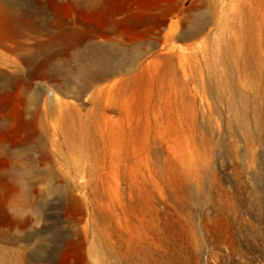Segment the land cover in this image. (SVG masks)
<instances>
[{"label":"rangeland","instance_id":"obj_1","mask_svg":"<svg viewBox=\"0 0 264 264\" xmlns=\"http://www.w3.org/2000/svg\"><path fill=\"white\" fill-rule=\"evenodd\" d=\"M141 258L264 264V0H0V264Z\"/></svg>","mask_w":264,"mask_h":264},{"label":"bare ground","instance_id":"obj_2","mask_svg":"<svg viewBox=\"0 0 264 264\" xmlns=\"http://www.w3.org/2000/svg\"><path fill=\"white\" fill-rule=\"evenodd\" d=\"M168 27H169V30H172V36H173L179 30V21L177 19L176 20H170ZM35 32L36 31H34V33ZM31 34L32 33H25L24 36L26 39H30V38H33V37H31ZM38 34H39V32H38ZM35 38L36 37H34V40H35ZM49 39H50V37H49ZM170 40H172V39H170ZM35 42H37V40H35ZM169 42H171V41H169ZM96 44L94 42L90 41V45L88 47H86L85 49H83L79 53L74 54L75 56L73 59L76 61L74 71H75L76 75L78 76V79L75 82H73V84L71 82L67 81V87H68L67 90L70 92H73L76 95H80V94L84 93L90 85L94 84V82L96 80L102 79V78L106 77V75H111L113 73H116L119 71V69H121V66H119L118 64H116L113 61L112 62L110 61V56L108 58L106 57L105 48L103 46L99 47ZM50 45H52V44L49 42H46V40H45V42L41 44V48H46V47H49ZM63 50L64 49L62 47L54 49V50L52 49L53 53L50 52L49 59H53L57 54L60 57V55H62ZM45 56H47V55H45ZM137 57H138V53L132 54V59H136ZM62 58H61V60L57 61L58 63H55V64L51 63V65L45 66L46 75H44V74L42 75V76H45L44 79L45 78L46 79L53 78L54 73H58L60 76L63 77V80H65L64 76H63L64 74H62L60 67L63 64H67L68 59L62 60ZM59 62L61 64H59ZM67 80H69V79H67ZM42 91H43V88L40 86L38 88V91H37V97L40 96V93ZM139 259L140 258H138V260ZM136 260H137V258H136ZM141 262H142V264H145V261L143 258H141ZM137 264H139V262ZM147 264H148V262H147Z\"/></svg>","mask_w":264,"mask_h":264}]
</instances>
